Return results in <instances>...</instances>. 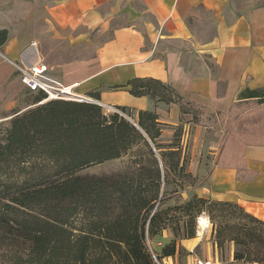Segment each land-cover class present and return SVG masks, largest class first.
<instances>
[{
    "label": "trees",
    "instance_id": "16d2710c",
    "mask_svg": "<svg viewBox=\"0 0 264 264\" xmlns=\"http://www.w3.org/2000/svg\"><path fill=\"white\" fill-rule=\"evenodd\" d=\"M7 39L8 30H0V46ZM124 87L136 96H148L153 107L136 115L126 106H117L126 117L107 113L94 102H42L47 94L28 88L33 106L15 111L3 133L0 127V264H156L146 237L167 226L172 210L189 216L192 223L181 224L179 217L176 225H170L175 238L163 247L160 257L174 255L178 239L193 238L197 217L208 210L212 219L220 221L219 244L233 240L235 260L258 261L252 248L263 237L264 221L237 202L194 194L184 203L164 205L170 174L192 175L182 145L183 126L164 143L155 107L176 102L182 112L193 114L197 125L209 126L221 118L225 141L253 136V143L264 144V87L244 89L238 99H247L248 105L233 104L227 113L205 111L169 83L152 77L134 78ZM94 98L99 100L97 94ZM237 124L245 127L240 134L234 130ZM134 148L138 159L131 175L80 174ZM146 157L149 165L144 163ZM38 159L49 161L48 168L28 171V164ZM14 166L27 170V175L11 177ZM83 208L95 218L80 227L75 217ZM233 212L248 222L226 220ZM223 222L230 225L228 233ZM260 258L264 261V255Z\"/></svg>",
    "mask_w": 264,
    "mask_h": 264
},
{
    "label": "crops",
    "instance_id": "0c3cea01",
    "mask_svg": "<svg viewBox=\"0 0 264 264\" xmlns=\"http://www.w3.org/2000/svg\"><path fill=\"white\" fill-rule=\"evenodd\" d=\"M2 29L8 39L0 46V108L9 119L29 107L20 105L26 87L16 79L15 63H45L48 75L73 85L77 95L97 94L105 109L126 106L136 115L153 107L148 96L124 87L138 77L167 82L208 112L247 106L239 94L264 87V0H0ZM155 111L162 139L183 126L182 145L193 131L200 149L206 125L195 124L192 113L176 102L159 103ZM231 139L240 145L235 159L214 162L199 193L237 202L264 221V144L223 139L219 162ZM199 161L189 162L192 171Z\"/></svg>",
    "mask_w": 264,
    "mask_h": 264
},
{
    "label": "rangeland",
    "instance_id": "374dc122",
    "mask_svg": "<svg viewBox=\"0 0 264 264\" xmlns=\"http://www.w3.org/2000/svg\"><path fill=\"white\" fill-rule=\"evenodd\" d=\"M33 93L30 92L27 87L23 89L22 95L20 97V105L25 106L29 105L30 108L33 106L30 104V100ZM45 102V101H44ZM246 103V102H244ZM245 105V104H244ZM26 109V110H27ZM104 111L110 113L103 107ZM14 110L13 112H15ZM9 114L4 109L0 108V127L2 128V132L5 128L9 126ZM224 122L221 118H216L214 122H212L208 127L206 126V132L203 136V142L200 149H194V132L184 135L183 137V145L185 146L184 154L188 155L189 162L191 163L192 159L195 157L199 161L198 167H194V170H191L190 164L188 166V172L191 173V178L187 175H175L174 173L170 174V180L172 183L167 187V194L164 196V205L173 206L178 205L180 203L186 202L192 195L202 196L199 192L200 190L208 186L209 184V174L210 169L214 162L215 164L220 163H228L229 158L235 159L236 154L239 152V144L231 139L227 142V149L224 147L223 153L221 155V162H219L218 157L220 155L221 146H224L223 143V133H224ZM247 139L252 140L253 136L247 137ZM162 141L168 142L169 138L162 139ZM184 149V148H183ZM138 148H134L127 155H124L121 158L112 159L106 161L101 164H97L91 166L83 171L80 174L85 175H96V176H106L110 177L113 175L123 176L133 174L135 165H137L136 161L138 159ZM159 156V155H158ZM37 161V163H35ZM33 164H28V171H31L32 168L38 166V168H48L49 161L38 159L35 160ZM149 161L147 157L144 160L145 165H149ZM230 163H236L230 162ZM197 170V171H196ZM27 170H21L20 167H13L11 171V177L27 175ZM184 185H183V184ZM182 184V186H180ZM175 189H178L177 192H174ZM162 195V194H161ZM162 197V196H161ZM211 198L210 196H205ZM213 199V198H211ZM159 204V202H158ZM90 210L85 208L80 210V213L75 217L76 224L80 227L86 226V224L95 218V214ZM173 216L170 218L171 220L167 221V226L163 228L157 235L146 237V244L152 253V251L158 256L159 259L164 261L165 263L179 262V263H187L188 261H192L194 256L206 257L213 261H220L222 264H255L261 263V256L264 255V233L263 237L260 236L259 239L253 244L252 253L255 259H258L256 262H247L244 261H234V252L236 248V243L233 240L227 239L223 245L219 244V237L217 233V229L220 227V221L212 219L208 210L202 211V213L196 219V233L193 238H184L177 240V250L174 255L160 257L161 250L165 245L171 242L175 238V234L170 227V225H176L177 219L181 217L182 221L187 220L189 223H192V220L189 216H184L178 211L172 210ZM206 215V216H205ZM231 215V216H230ZM229 217L226 219L233 222L247 223L248 220L243 218V215L239 213L234 214L231 213ZM207 217L208 219V229L207 227L201 229V223L199 222L201 217ZM223 227H225L226 232L229 231L230 225L225 224L223 222ZM184 226V225H183ZM207 229V230H206ZM225 232V233H226ZM201 233V234H200ZM228 233V232H227ZM233 252V253H232ZM233 254V256H232ZM233 257V258H232Z\"/></svg>",
    "mask_w": 264,
    "mask_h": 264
},
{
    "label": "built area",
    "instance_id": "2783aa9c",
    "mask_svg": "<svg viewBox=\"0 0 264 264\" xmlns=\"http://www.w3.org/2000/svg\"><path fill=\"white\" fill-rule=\"evenodd\" d=\"M15 70H16V79L21 85L33 91L43 90L47 94V97L42 102L52 99H70L77 101H87V100H83V96L77 95L73 91L74 88L73 85H63L62 83L51 78L48 75V71H49L48 65L45 63H36L32 65L15 63ZM107 111L118 112L126 116V114L123 113L118 107L108 106ZM205 228L206 227H203L201 225V229H204L205 231ZM152 255L154 257V261L156 264H168L162 261L161 259H159L158 256L153 251H152ZM234 261H238V260L234 259ZM169 264H222V263L220 261H213L204 256L203 257L194 256L192 261H188L187 263L172 262ZM255 264H264V261Z\"/></svg>",
    "mask_w": 264,
    "mask_h": 264
},
{
    "label": "bare ground",
    "instance_id": "6f19581e",
    "mask_svg": "<svg viewBox=\"0 0 264 264\" xmlns=\"http://www.w3.org/2000/svg\"><path fill=\"white\" fill-rule=\"evenodd\" d=\"M199 222L201 223V225L203 226V227H207L208 226V219H207V217H202L200 220H199ZM200 225V226H201ZM201 234V233H200Z\"/></svg>",
    "mask_w": 264,
    "mask_h": 264
},
{
    "label": "water",
    "instance_id": "95a60500",
    "mask_svg": "<svg viewBox=\"0 0 264 264\" xmlns=\"http://www.w3.org/2000/svg\"><path fill=\"white\" fill-rule=\"evenodd\" d=\"M83 100H87L88 102H94L97 104H100V101L96 100V99H92V98H87V97H83ZM102 105V104H100ZM127 117V116H126ZM131 121H133L130 117H128Z\"/></svg>",
    "mask_w": 264,
    "mask_h": 264
}]
</instances>
